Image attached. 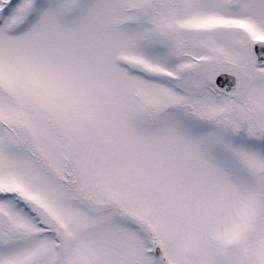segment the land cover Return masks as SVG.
Masks as SVG:
<instances>
[{
    "label": "snow or ice",
    "instance_id": "snow-or-ice-1",
    "mask_svg": "<svg viewBox=\"0 0 264 264\" xmlns=\"http://www.w3.org/2000/svg\"><path fill=\"white\" fill-rule=\"evenodd\" d=\"M0 264H264V0H0Z\"/></svg>",
    "mask_w": 264,
    "mask_h": 264
}]
</instances>
